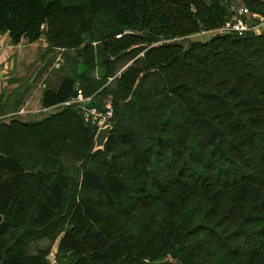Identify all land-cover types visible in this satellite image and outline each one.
I'll return each mask as SVG.
<instances>
[{
  "label": "trees",
  "instance_id": "obj_1",
  "mask_svg": "<svg viewBox=\"0 0 264 264\" xmlns=\"http://www.w3.org/2000/svg\"><path fill=\"white\" fill-rule=\"evenodd\" d=\"M232 1L0 0L13 45L72 51L42 107L77 84L115 122L95 153L77 107L0 122V264H45L27 248L63 223L58 264H264V33L168 42Z\"/></svg>",
  "mask_w": 264,
  "mask_h": 264
},
{
  "label": "crops",
  "instance_id": "obj_2",
  "mask_svg": "<svg viewBox=\"0 0 264 264\" xmlns=\"http://www.w3.org/2000/svg\"><path fill=\"white\" fill-rule=\"evenodd\" d=\"M45 48L44 40L34 43L22 40L19 44L13 45L7 34L0 35V97L3 106L1 113L16 106L21 109L23 106L20 103L26 102L35 95L39 109L37 112L36 109H32L30 116H39V120H42L49 115L47 112L42 113L41 110H49L52 106L43 108L41 98L44 90L51 88L47 87V75H43L42 79L38 76V72L45 71L49 65V60L44 58Z\"/></svg>",
  "mask_w": 264,
  "mask_h": 264
},
{
  "label": "rangeland",
  "instance_id": "obj_3",
  "mask_svg": "<svg viewBox=\"0 0 264 264\" xmlns=\"http://www.w3.org/2000/svg\"><path fill=\"white\" fill-rule=\"evenodd\" d=\"M238 7H245V6L242 4V2L240 0H233L231 3V7L229 8V12L227 14L228 16L226 15L224 22L232 16L233 12ZM245 8H247V7H245ZM213 30H215V29H213ZM211 31L212 30L201 29L199 32L210 33ZM198 33H196V34H198ZM196 34H191V35L184 37V40L179 41L180 42L179 44H181L186 49L190 42L198 41V39L195 37ZM41 40H43V39H41ZM46 47H47V45H46ZM44 53H45V50H44ZM71 54H72L71 50L62 51V50H55V49H51L48 53H45L44 58L49 60V61L47 60L49 65H47V67L45 68V71L40 70V72H38L39 73L38 76H39V78L42 79L43 75L44 76L47 75V79H46L48 81L47 87H50L51 89H54V90L57 89V87L61 81V78L63 77L64 70L68 67V64H69L67 61V55H71ZM141 55H139V56H141ZM131 63H132V60H130V59H126V60L120 62L116 68L117 69L116 74L123 71ZM93 76L94 77L99 76V72L98 71L94 72ZM31 97L32 98H30L29 100L27 99L26 102L20 103L23 106L21 109H18L16 106L13 108L6 109V111L3 113L0 112V122L7 123L13 119H15V120H17V119L27 120L28 119L29 121H30V119H31V121L39 120V116H36V117L30 116V115H32V113H31L32 109H36V112L39 109L38 108L39 105L37 102V96L33 95ZM103 104H105V100L101 103V105H103ZM25 105H26V107H25ZM55 108H56V110L54 112L49 113V114L58 113L64 109L63 106L59 107V105H56ZM4 114H5V118H3ZM10 114H12V115H10ZM6 115H8V116H6ZM66 228H67V224L63 223L61 226V231L56 234V236L54 237L53 240L43 239L41 241L32 243L28 246L27 252L29 254L34 255V254H37L38 251H42L43 252L42 254L45 255V258H44L46 261L45 264H58L57 263V254H56L57 253V245H58V242H59V240H60V238H61V236H62V234ZM49 258H51V260H49ZM166 261H169V262L175 264V261H173L169 257L166 258Z\"/></svg>",
  "mask_w": 264,
  "mask_h": 264
},
{
  "label": "built area",
  "instance_id": "obj_4",
  "mask_svg": "<svg viewBox=\"0 0 264 264\" xmlns=\"http://www.w3.org/2000/svg\"><path fill=\"white\" fill-rule=\"evenodd\" d=\"M262 5L264 7V0L262 1ZM248 32H252L255 35L264 33V13L261 14L257 11H252L245 7H238L233 12L232 16L218 28L212 30L210 33L199 32L195 35V37L199 42H201L202 37L206 35L209 37L234 35L241 37ZM182 40H184V38H176L168 42H179ZM87 101H90V99L84 98L81 91L77 88L75 97L70 102L66 101L62 104H59V107H77L80 110L82 121L86 125L92 126L96 132L100 128H103L112 122L113 110L110 101L105 102L102 110L96 107H89V105H84V103H86ZM55 106H52V108H50L49 110L42 109L41 112H54L57 108H55Z\"/></svg>",
  "mask_w": 264,
  "mask_h": 264
},
{
  "label": "water",
  "instance_id": "obj_5",
  "mask_svg": "<svg viewBox=\"0 0 264 264\" xmlns=\"http://www.w3.org/2000/svg\"><path fill=\"white\" fill-rule=\"evenodd\" d=\"M43 31H44V28H43ZM78 53L80 54L79 51H78ZM77 88H78V85L74 84L72 94H71L70 98L67 100L68 102H70L75 97ZM89 104H90L89 101L84 103V105H89ZM114 127H115V122H111L109 125H107V126H105L103 128H100L96 132L95 137H94V148H93L92 153H95L98 150L102 151L104 149V145H105V143L107 141V138H108L111 130ZM49 260H51V258H49Z\"/></svg>",
  "mask_w": 264,
  "mask_h": 264
}]
</instances>
